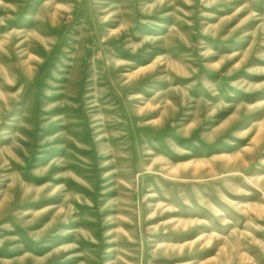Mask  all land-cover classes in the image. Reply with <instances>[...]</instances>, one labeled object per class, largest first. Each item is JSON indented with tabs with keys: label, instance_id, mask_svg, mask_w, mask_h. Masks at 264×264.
I'll return each instance as SVG.
<instances>
[{
	"label": "rangeland",
	"instance_id": "obj_1",
	"mask_svg": "<svg viewBox=\"0 0 264 264\" xmlns=\"http://www.w3.org/2000/svg\"><path fill=\"white\" fill-rule=\"evenodd\" d=\"M0 264H264V0H0Z\"/></svg>",
	"mask_w": 264,
	"mask_h": 264
}]
</instances>
